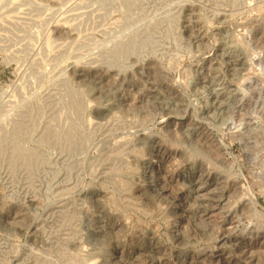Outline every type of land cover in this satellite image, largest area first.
<instances>
[{
  "label": "rangeland",
  "instance_id": "rangeland-1",
  "mask_svg": "<svg viewBox=\"0 0 264 264\" xmlns=\"http://www.w3.org/2000/svg\"><path fill=\"white\" fill-rule=\"evenodd\" d=\"M0 264H264V0H0Z\"/></svg>",
  "mask_w": 264,
  "mask_h": 264
}]
</instances>
